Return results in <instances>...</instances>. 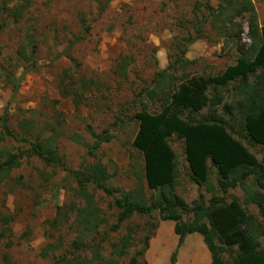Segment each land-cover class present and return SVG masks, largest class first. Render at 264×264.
Returning a JSON list of instances; mask_svg holds the SVG:
<instances>
[{"label": "rangeland", "instance_id": "1", "mask_svg": "<svg viewBox=\"0 0 264 264\" xmlns=\"http://www.w3.org/2000/svg\"><path fill=\"white\" fill-rule=\"evenodd\" d=\"M1 1V0H0ZM221 0H209L215 7ZM259 28H264V0H251ZM206 0H13L6 12H0V119L15 134H21L19 124L29 121L42 135L58 132L60 167L45 166L35 157L23 158L21 165L0 183V264H52L60 256H70L72 242L83 226L79 210L87 208L78 194V185L71 174L90 165L104 166L110 175L108 186L133 193L146 189L143 179V159L131 143L136 133L133 113L143 106L157 110L159 103L149 102L144 91L152 88L156 74L166 70L178 57V47H184L188 34L194 35V25ZM23 9L18 21L13 13ZM242 23L240 43L247 49V24ZM204 37L187 46L184 58L190 64L187 71L196 75H216L232 64L237 52L225 46L224 40L203 25ZM36 71L24 74L31 63L20 52L31 53ZM32 59V58H31ZM179 67L167 73L180 75ZM4 71L19 80L13 92ZM71 90L83 94L74 103ZM233 92L222 91L224 102ZM220 112V107H218ZM89 127V128H87ZM1 130V127H0ZM108 138L95 146L90 134ZM25 134L27 139L36 137ZM176 154L179 176L176 194L187 205L202 196L207 205L213 196H220L214 169L209 178L212 192L198 188L188 179L183 142L169 139ZM16 153L28 149L26 142L6 139L0 150ZM259 162H264L260 147H248ZM66 168V171L62 169ZM248 185L250 182H247ZM98 222L84 228L82 242L99 245L100 256L129 264L136 252L148 247L140 262L147 264H207L210 255L201 236H186L180 246L174 234L173 222H163L154 212L151 217L132 216L116 227L117 213L110 207V197L88 187ZM118 197V194H116ZM244 204L243 191L236 187L226 195ZM246 210L260 220L255 205ZM10 222L3 224L1 217ZM191 215L183 216L189 222ZM93 222V223H94ZM129 234L131 246L116 258L112 245ZM46 255L42 251L47 246ZM6 254L8 263L2 260ZM91 258L89 248L80 251Z\"/></svg>", "mask_w": 264, "mask_h": 264}, {"label": "trees", "instance_id": "2", "mask_svg": "<svg viewBox=\"0 0 264 264\" xmlns=\"http://www.w3.org/2000/svg\"><path fill=\"white\" fill-rule=\"evenodd\" d=\"M12 1L1 0L0 12L9 10L7 6ZM22 9L20 5L13 13L15 21L20 18ZM197 15L201 18L194 25L195 34L186 36V45L178 47L176 60L166 70L157 73L152 88L144 91L150 103H159L157 110L151 112L145 105L133 113L136 133L131 145L142 156L146 189L140 187L131 193L110 188V175L101 165H90L72 172L78 194L87 203V208L78 212L83 231L72 242V254L57 257L52 264H118L116 259L100 256L99 245L88 246L82 242L84 228L94 226V220L100 222L88 194L89 186L110 197L109 205L117 213L116 227L132 216L148 218L156 212L161 221L174 223L173 232L178 236L179 246L188 235L201 236L210 255V264H264V162H259L248 149L260 147L264 153V28L257 26L251 0H221L215 7L206 0ZM237 18L245 19L247 24L246 36L250 42L247 49L240 43L243 28L241 22L235 21ZM207 24L210 31L224 40L225 46L235 49L237 57L216 75L191 74L187 71L190 62L184 55L188 45L204 37L203 25ZM31 44L29 55L25 51L19 53L23 61H31L24 74L37 70L34 63L36 46ZM175 66L179 67L180 75H169L167 71L173 69L174 72ZM4 76L16 92L22 75L16 79L4 71ZM222 91L233 92L229 102H224ZM70 92L74 103L83 98V94ZM0 127V143L13 139L28 144L27 150L16 153L0 150V183L21 165L23 158L35 157L45 166L60 167L57 131L45 136L40 130H34L29 121H22L19 124L21 134H15L5 117L0 119ZM34 132L36 137H25L26 133L32 136ZM90 134L96 139L93 148L102 140H109V137ZM172 137L183 142L191 183L212 192L214 187L209 170L214 169L221 195H212L207 205L201 195L189 206L176 194L179 168L176 154L169 144ZM62 169L66 171L63 166ZM236 187L243 191L244 204L235 196L226 201L228 192ZM250 204L258 208L260 220L246 210L245 205ZM187 215H191V220L183 222V216ZM10 220L8 216L1 217L3 224ZM148 237L145 236L143 249L136 252L129 264H147L140 262L138 257L146 251ZM130 246L127 234L112 245V254L119 258ZM87 248L91 250V258L80 254ZM50 249L53 247L48 245L42 254L46 255ZM2 260L8 263L6 254Z\"/></svg>", "mask_w": 264, "mask_h": 264}, {"label": "crops", "instance_id": "3", "mask_svg": "<svg viewBox=\"0 0 264 264\" xmlns=\"http://www.w3.org/2000/svg\"><path fill=\"white\" fill-rule=\"evenodd\" d=\"M207 264H210V259H209V261L207 262Z\"/></svg>", "mask_w": 264, "mask_h": 264}]
</instances>
